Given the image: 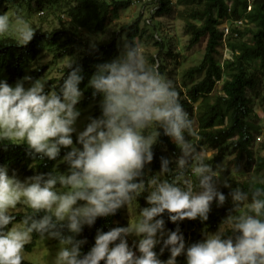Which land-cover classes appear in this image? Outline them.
Here are the masks:
<instances>
[{
  "label": "clouds",
  "instance_id": "9594fccd",
  "mask_svg": "<svg viewBox=\"0 0 264 264\" xmlns=\"http://www.w3.org/2000/svg\"><path fill=\"white\" fill-rule=\"evenodd\" d=\"M10 31L25 46L36 29L18 11L0 14V36ZM103 39L92 37L91 47ZM71 57L56 89L45 76L26 75L14 85L0 79V146L26 145L34 161L60 157L50 172L23 181L14 170L9 174L7 164L0 165V264H22L34 235L57 241L47 264H178L180 256L185 264H264V186L232 188L222 177L224 164L208 162V154L191 140L194 121L175 86L147 63L141 46L123 38L116 58L95 65L86 88L101 97V116H89L83 130L77 128L83 68L77 56ZM160 130L179 153L174 159L162 156L160 170L150 174L145 166L153 161ZM60 163L67 171L59 170ZM258 179L264 185V178ZM221 183L231 188L232 209L215 232L205 229L202 240L186 246L179 223L207 221L214 201L223 206ZM145 192L148 206L140 208L138 197ZM125 206L128 225L98 229L84 254L87 240L78 238L84 227ZM165 213L175 230H166ZM129 236L138 238L132 246ZM165 250L170 255L162 260Z\"/></svg>",
  "mask_w": 264,
  "mask_h": 264
},
{
  "label": "trees",
  "instance_id": "16d2710c",
  "mask_svg": "<svg viewBox=\"0 0 264 264\" xmlns=\"http://www.w3.org/2000/svg\"><path fill=\"white\" fill-rule=\"evenodd\" d=\"M186 1L188 12L184 32L189 36L188 48L191 49L206 40L201 63L185 71L182 85L172 81L182 106L194 121L196 135L191 137V140L200 149L216 150L215 155L208 160L214 167L229 155H235V159L238 162H244L249 170L264 173V155L256 154L253 150L255 136L261 134L262 126L254 121L257 115L254 110V100L249 94L257 90L261 77L264 75V0ZM20 2H36L39 7L44 5V0H0V13L4 5H17ZM62 2L70 24L69 28L63 26L51 31L37 29L33 40L25 46L19 45L14 37L0 36V71L5 73L8 83L14 85L40 58L43 47L54 52L51 63L79 54L78 63L82 66L84 75V80L79 87L84 90V97L77 106L96 104L101 97L97 95L94 98L93 90L86 88V85L95 71L96 64L109 62L118 56V40L114 37L107 42H96L97 46L93 49L92 41L81 34L80 30H85L88 34L104 32L107 26L116 21L122 11L128 9L135 1L62 0ZM151 3L153 4L151 14L146 20L149 25L155 17L172 11L171 0H152ZM141 21L140 16L132 24L121 26L120 32L126 34L127 40L136 43V39L143 34ZM239 21H243V24H239ZM225 22H230V28L229 33L224 37L220 27ZM156 34L158 52L155 56H151L150 60L160 74L170 80L164 58L169 56L175 59L177 55L172 52L170 43H166L165 38ZM221 47L229 52L223 61L220 57L224 56L223 52H219ZM51 63L30 69V76L34 79L44 76ZM67 71L65 66L60 70V77L49 79V88H58L67 75ZM219 84L221 87L218 89ZM94 115L101 116V108L98 104L95 106ZM65 151L62 149L61 157ZM153 151V161L145 166V171H149L150 174L160 170L162 156L174 159L179 153V149L170 138L163 135V130H161L159 143L154 146ZM262 151H264V145ZM59 159L60 157L57 161ZM57 161L47 158L43 162L34 161L28 155L26 145L23 144H9L6 149L0 146V165L7 164L9 170L18 168L27 176L50 172L57 165ZM58 167L62 172L67 165L60 163ZM236 186L250 191L252 188L264 185L259 183L255 175H251L243 180H237L232 188ZM220 191L227 197L225 204L217 207L214 201L209 219L201 222V226L210 231L218 228L222 219L233 207L229 196L231 188H222ZM146 195L145 192L138 197L140 204L146 202ZM16 215L18 223L23 213L19 212ZM121 218L122 211L119 209L113 216L97 218L94 226H85L78 237L87 240L82 247V252L86 254L94 245L98 229L107 232L111 228L125 226ZM163 218L166 230L176 229L177 225L168 219L167 213L163 214ZM179 227L185 237L186 246L201 240V237L195 234L197 225L193 220L184 219L179 223ZM38 239L39 237L34 235L24 251L32 252ZM160 247L162 244L156 247L157 253ZM169 255L170 253L165 250L160 258L166 260ZM177 260L178 264H184L185 257H177ZM22 264L34 263L24 259ZM101 264L104 262L101 261Z\"/></svg>",
  "mask_w": 264,
  "mask_h": 264
},
{
  "label": "rangeland",
  "instance_id": "374dc122",
  "mask_svg": "<svg viewBox=\"0 0 264 264\" xmlns=\"http://www.w3.org/2000/svg\"><path fill=\"white\" fill-rule=\"evenodd\" d=\"M135 2L126 10H123L120 17L112 22L110 25L107 26L104 32L102 33H94L88 34L85 30H80L81 34L86 35L90 40L92 37H96L98 35H103L104 39L99 40L97 42H107L113 39L114 37L118 40V48L119 53L122 47L123 38L126 39V34H122L120 32V28L123 25H130L135 20H137L140 16L142 17L141 21V29L143 30V34L140 38L136 39V43L139 44L142 48L143 54L146 57V61L150 66H153L150 57L155 56L158 52V47L156 46V38L157 34L159 36L165 38L166 43H170V47L172 48V52L177 55L175 59L173 57L165 56L164 60L166 66L168 68V78L171 81L178 82L180 85L183 84L184 81V73L185 71L192 67L196 66L201 63L204 53H205V45L206 40H203L199 45L189 49L188 48V40L189 36L186 35L184 32V25L186 22L187 10L188 5L186 0H171V8L172 11L169 14H164L160 17H155L152 21V24L149 25L146 23V20L149 18L151 14V9L153 4L151 3L152 0H134ZM62 0H44L43 7H39L36 2H20L17 5H4L1 9V13H6L11 17L16 14L18 11L24 19L36 30L40 29L42 31H51L53 29H58L60 27H70L68 17L65 12V7ZM15 22L13 21V24ZM230 25V22H225L221 25V29ZM7 36L15 37V35L10 31ZM5 35V36H6ZM127 40V39H126ZM219 52H223V57L221 60L223 61L224 57L229 55L227 50H223V48H219ZM118 53V55H119ZM54 52L46 47H43L41 56L38 60H36L31 67H29L26 75L30 76V69L38 66H42L48 63H51L53 60ZM77 58L80 57L79 54L74 55ZM72 57H66L61 60L56 61L55 63H51L50 68L48 69L47 73H45V77L47 80L60 77L61 72L60 70L67 66V63ZM221 61V62H222ZM25 75V76H26ZM257 90L254 92L249 93L250 96L254 100V110L256 113V118L254 121L257 124L262 126L261 134H257L255 136V140L253 143V150L256 154L264 155V151H262V147L264 145V75L261 77ZM0 79H6V75L4 72L0 71ZM25 86L27 87L28 84L26 82ZM221 87L219 84L218 89ZM84 97V95H83ZM83 99V98H82ZM100 105V100L96 103ZM96 104L91 103L88 106H77L81 110V116L77 120V128L78 130H83L86 124L89 122L88 117L92 116L94 118H99L100 116H95V106ZM161 131V130H160ZM73 141L77 138L76 133H73ZM75 143V141H74ZM208 154V157L211 158L215 155V149H201ZM224 166L227 168L222 173V177L224 179H228L231 187H233L234 183L237 180H243L251 175H255L257 178H264L263 172H256L254 170H249L248 167L244 165V162H238L235 159V155H229L223 162ZM220 164V163H219ZM68 166L62 171H67ZM16 173L17 178L20 180H24L25 178L29 177L25 173L22 172L20 169L14 170ZM13 170H9V174L11 175ZM219 190L223 187V184L218 185ZM139 203V200H138ZM140 208L148 206L147 201L143 204L139 203ZM139 210V209H138ZM122 211V218L121 222L124 223L125 226L129 223V211L127 206L121 208ZM133 212L132 220L134 222L135 215L134 210H130ZM188 220V219H185ZM197 227L195 229L196 236L203 237V232L206 227L201 226V221L197 218L193 220ZM120 222V221H119ZM118 222V223H119ZM208 230V229H207ZM217 230V229H216ZM216 230H208L209 232H215ZM134 239H138L134 236L128 237V243L132 246V242ZM57 246V241L49 240V241H42L38 239L36 241V246L32 252L24 251V259L32 262L34 264H47V260L52 255ZM135 250V249H134ZM139 254V253H137ZM185 264V262H184Z\"/></svg>",
  "mask_w": 264,
  "mask_h": 264
},
{
  "label": "built area",
  "instance_id": "2783aa9c",
  "mask_svg": "<svg viewBox=\"0 0 264 264\" xmlns=\"http://www.w3.org/2000/svg\"><path fill=\"white\" fill-rule=\"evenodd\" d=\"M250 9V8H249ZM239 24H243V21H239L238 22ZM227 25V24H226ZM229 28H230V25H227L226 27H223L222 30L224 32V37L229 33ZM156 38L158 39V36H156Z\"/></svg>",
  "mask_w": 264,
  "mask_h": 264
},
{
  "label": "bare ground",
  "instance_id": "6f19581e",
  "mask_svg": "<svg viewBox=\"0 0 264 264\" xmlns=\"http://www.w3.org/2000/svg\"><path fill=\"white\" fill-rule=\"evenodd\" d=\"M7 3V2H6ZM7 74V73H6ZM29 176V175H28Z\"/></svg>",
  "mask_w": 264,
  "mask_h": 264
}]
</instances>
